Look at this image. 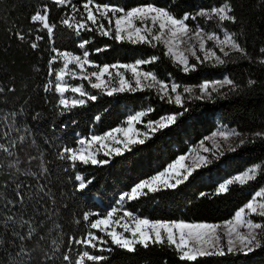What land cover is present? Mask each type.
Masks as SVG:
<instances>
[{"label":"snow or ice","instance_id":"1","mask_svg":"<svg viewBox=\"0 0 264 264\" xmlns=\"http://www.w3.org/2000/svg\"><path fill=\"white\" fill-rule=\"evenodd\" d=\"M49 4L69 10L62 14L63 18L58 23L72 31L77 38L82 37V32H95L102 37L134 46L163 45L165 55L185 74L195 71L198 65L203 63L222 65L233 51L245 56L247 53L237 42L235 33L224 30L221 37L217 31H207L198 23L192 25L188 23L205 18L210 22L215 21L218 29L225 23H236L234 10L228 2L213 6L209 10L198 9L194 13H184L178 17L170 8L157 6L153 2L128 8L97 0H81L79 6L73 0H48V3L30 16V23L36 26L34 30L30 29L28 32L16 30L12 31L11 35L32 50H37L39 42L44 40L45 36L33 35V31L46 34L48 50L52 55L47 61L48 79L43 91L54 94L56 107L61 115L98 99L94 92L85 87V81L90 89L109 97L117 93L154 89L159 99L183 109L181 112L164 114L155 120L147 121L143 124L145 131H141L135 125L141 123L142 118L153 111L149 107L129 115L126 127H115L102 135L78 137L74 142L76 146H58L57 159L65 162L73 170L77 163L84 166L108 164L109 159H98L101 149L104 157L121 156L126 151H131L132 146L145 144L146 140L158 131L168 129L177 123L178 118L187 111L186 103L189 99L213 100L214 94L219 95L222 88L228 87L231 90L238 87L230 78L203 81L197 86L183 87L179 82L171 80V74L167 80L158 78L152 70H144V66L158 61L157 56L136 59L131 63L115 62L101 65L90 60L91 52L87 48L91 42L89 39H79L77 44L81 50L79 53L61 50L55 46V29L58 25L50 22ZM208 42H212L213 46L208 47ZM217 49L220 54L217 53ZM103 50L106 49L97 48L92 51L98 54ZM260 52L264 53V48H261ZM192 60L195 63H192ZM261 62L264 63V60ZM55 65L59 66L54 67ZM89 68L92 70L89 71ZM72 81L80 83L74 84ZM248 84H255V81L249 80ZM14 91L15 88L12 87L7 89V92ZM4 92L5 89L0 87V95ZM69 93L71 95H68ZM18 115H28L29 120L36 123L42 119L39 111L28 112L26 109L0 115V141H7L0 142V151L9 158L16 157L13 149L16 148L18 141L25 142L24 135L13 139V133L23 131L25 135H34L29 126L23 128L17 126ZM256 135L264 137V133ZM243 136L244 134L236 129L221 128L207 137L208 140H213L212 148L216 149L215 152L204 147L203 140L200 143L204 153L212 152L213 157L218 159L225 151L234 152L243 146L247 142ZM216 137L221 138L220 143L215 141ZM232 138H236L235 144L230 142ZM43 143L48 144L49 141L44 140ZM30 146L35 148L37 154L30 155L28 161L30 163L32 160H39L40 163L37 165L39 172L32 171L31 167L21 172L18 158L9 159L6 166L14 168L18 174L32 178L34 183L25 184L13 174V179L0 184V248L13 249L12 264H100L106 257L95 253L112 251L111 247H107L109 244L130 253L135 252L137 246L147 249L151 245H167L178 252L181 261L187 262H195L200 257L241 253L248 255L262 246L264 186L255 191L250 200L239 207L233 217L223 225L183 220H152L142 218L126 209V202L154 195L162 190H176L186 183L196 170L212 163L207 155L196 150H193L194 155H179L158 174L135 183L130 190L119 195L116 207L105 213L83 212L82 220L86 223L87 230L82 235H68L65 239L66 234H60L52 238L53 232H60L62 229V225L56 219L60 203L54 199L55 194L48 188L51 181L45 174L49 173V168L43 161V150L38 140L33 138ZM64 171H68V168ZM259 175H264V163L248 166L242 172L218 183L212 193H201L200 196L203 198L206 195L227 194L230 186L247 185L255 181ZM72 178L77 182L76 192L82 193L91 183V179L86 180L79 172ZM252 216L262 219L254 221L251 219ZM92 217L96 218L91 219ZM48 221L52 222V227L39 231ZM80 222L78 219L73 221L75 224ZM97 232L100 235H97Z\"/></svg>","mask_w":264,"mask_h":264},{"label":"trees","instance_id":"2","mask_svg":"<svg viewBox=\"0 0 264 264\" xmlns=\"http://www.w3.org/2000/svg\"><path fill=\"white\" fill-rule=\"evenodd\" d=\"M79 6L81 0H73ZM101 3H112L128 8L147 2L157 6L170 8L178 17L184 13H194L198 9H210L220 6L224 2L230 3L236 23H225L222 28H217L215 21L199 18L198 21H189L190 25L198 23L207 31L227 30L236 34L237 42L246 50L247 55L231 52L225 58L226 63L219 65L203 63L195 71L188 74L182 72L172 60L165 55L163 45L149 47L146 45H131L119 43L107 37H102L95 32H82V37L77 38L74 33L58 22L62 14L68 9L59 8L49 4L50 22L57 23L55 29V46L61 50H72L79 53L77 44L79 39H89L87 45L90 50V60L101 65L115 62H134L136 59L159 57L158 61L144 66L145 70H152L161 79L179 82L182 86H197L203 81H211L227 75L236 85L235 89L223 90L219 95L214 94L213 100L189 99L186 103L187 111L179 117L177 123L168 129L158 131L143 145L132 146L131 151H126L121 156L104 157L100 151L98 159H109L106 165L84 166L77 163L75 170L63 161L57 159L58 146H76L78 137H88L91 134H103L112 128L124 126L127 117L136 111L153 109L144 121L155 120L164 114L183 111L179 106L168 104L158 98L155 90H143L135 93H117L109 97L101 92L85 87L94 92L98 99L88 102L85 106L78 107L70 113L60 114L56 107L54 94L45 93L43 88L48 79L47 61L52 53L48 50L49 43L45 39L39 42V48L32 50L12 35V31L34 30L35 25L30 23L31 14L48 0H0V87L5 92L0 95V115L12 111L19 112L26 109L28 112L39 111L42 119L39 123L29 120L28 115L17 117V126H29L33 134L25 135L23 131L13 133L12 138L25 136V142L18 141L13 151L16 157L9 158L0 151V184L13 179V174L25 184L34 183L32 178L15 172L8 168L9 159L18 158L21 172L31 167L32 171L39 172L37 166L40 161L28 157L37 154L34 147L30 146L33 138L38 140L43 150V161L49 168L45 174L51 181L48 188L55 194L60 206L57 208V222L62 225L60 232H53L52 238L57 235H82L87 230V225L82 220L85 211L105 213L117 206L119 195L144 178H150L163 170L181 154H186L190 148L212 134L220 124H227L246 135V143L236 151H225L218 159L211 154L212 163L195 171L193 176L176 190H162L156 194L126 202L127 210L135 215L152 220L185 222L219 223L232 218L234 212L243 206L254 195L255 191L264 186V175L249 182L247 185L234 184L230 186L227 194L206 195L201 198V193H212L218 183L224 179L238 174L248 166L255 163H264V137L257 133H264V0H97ZM82 11V9H81ZM106 23V22H105ZM106 49L98 54L92 50ZM195 63L194 60L191 61ZM55 65L54 67H58ZM253 80L255 84L249 85ZM74 84L80 81H72ZM9 87L15 88L14 92H7ZM99 117V119H96ZM141 127V125L139 126ZM48 140V144L43 141ZM6 143L7 141H0ZM68 168V171H64ZM79 172L91 183L82 192L75 191L72 177ZM44 182V181H41ZM67 205V207H65ZM92 217L91 219H95ZM254 221L262 218L252 216ZM80 220L79 224L73 223ZM52 222L48 221L42 229L51 228ZM95 231V230H94ZM97 235L100 233L97 232ZM112 251L97 255H104L106 259L100 264H264V241L258 250L245 254H227L225 256L200 257L195 262L181 261L179 254L173 247L164 245H151L145 249L136 247L135 252H127L111 244ZM91 251V249H89ZM75 252V247H73ZM13 249L0 248V264H12Z\"/></svg>","mask_w":264,"mask_h":264},{"label":"rangeland","instance_id":"3","mask_svg":"<svg viewBox=\"0 0 264 264\" xmlns=\"http://www.w3.org/2000/svg\"><path fill=\"white\" fill-rule=\"evenodd\" d=\"M202 10H206V9H202ZM208 10H209V9H208ZM223 31H224V30H221V32L218 33V34L221 35V37H222V32H223ZM212 46H213V45H212V42H208V47H212ZM217 53L220 54L218 49H217ZM70 67H71V66H70ZM88 70L91 71L92 69L89 68ZM144 70H145V69H144ZM158 78H159V77H158ZM225 78H229V77H228L227 75H225V76H223V77H221V78H216V79L211 80V81L222 80V79H225ZM172 81H174V80H172ZM174 82H175V81H174ZM188 86H191V85H188ZM182 87H183V86H182ZM228 89H229L228 87H224V88L221 89V91H223V90H228ZM68 95H71V94L69 93ZM144 118H145V117H144ZM144 118H142L141 123H138V124L135 125V127H136L137 129L141 130V131H145V129L143 128V124L146 123V122L144 121ZM140 125H141V127H139ZM124 126L126 127L127 125L125 124ZM119 127H120V126H119ZM221 128H223V129H225V130H228V129H235V128H233V127H230V126L227 125V124H220V125L218 126V128H217L214 132L219 131ZM214 132H213V133H214ZM213 133H212V134H213ZM212 134L208 135L207 137L212 136ZM91 135H92V134H91ZM91 135H90V136H91ZM97 135H102V134H97ZM90 136H88V137H90ZM84 137H85V136H84ZM207 137L203 140V141H204V147H208V148L212 149L213 152H215L216 149H213V148H212V146H213V140H208ZM243 138H244V139L246 138V135H245V134H244ZM214 139H215V141H216L217 143H220V142H221V138H219V137H216V138H214ZM230 142L233 143V144H235V143H236V138H232ZM222 146H223V145H222ZM97 147H98V146H97ZM193 150H196V151L200 152V154L207 155L208 157L212 154V152L204 153V152H203V149H202V147H201V143H200V142L197 143L196 145L192 146V147L190 148V150H189L186 154H192V155H194L195 153H194ZM101 152H103L102 149H101ZM190 159H191V155H190ZM173 162H174V161H173ZM157 174H158V173H157ZM259 190H260V189H259ZM251 219H252V218H251ZM224 222H225V221H223V222H219V223H216V224H221V225H223ZM191 223H199V222H191ZM118 230H119V229H118Z\"/></svg>","mask_w":264,"mask_h":264}]
</instances>
